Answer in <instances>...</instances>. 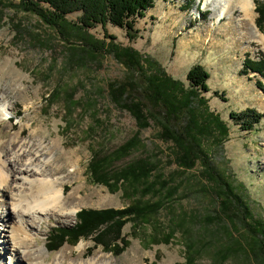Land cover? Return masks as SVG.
<instances>
[{
	"label": "rangeland",
	"instance_id": "374dc122",
	"mask_svg": "<svg viewBox=\"0 0 264 264\" xmlns=\"http://www.w3.org/2000/svg\"><path fill=\"white\" fill-rule=\"evenodd\" d=\"M225 3L155 0L136 20L134 40L110 24L91 29L88 36L100 48L96 51L75 29L68 27L62 35L21 9L19 0H0V88L8 89L6 96L0 94V108L13 106L2 113L0 158L7 159L17 144L29 147L41 142L48 149L41 163L53 161L63 173L74 169L68 177L61 173L55 178L64 202L74 206L76 214L159 199L145 195L140 185L136 190L105 187L88 171L95 152L107 155L138 131L133 118L108 95L107 84L122 80L125 70L101 49L104 31L115 38L114 43L149 57L185 86L187 71L202 65L209 73V91L203 94L206 105L228 130L222 146L213 141L205 147L214 171L201 163L192 169L177 167L157 129L141 130L142 147L115 163V170L135 159L150 158L159 180L173 188L169 203L147 220L128 221L121 229L113 224L98 231L83 228L77 241L70 238L52 252L46 249V241L53 229L77 230L81 222L76 214L42 220L31 233L38 232L37 246L44 248L46 263L90 259L97 264H264V119L253 122L250 130L230 119V113L245 110L264 114V94L256 83L264 85V78L255 72L242 73L245 59L264 60V33L256 26L255 10L264 0H251L249 18L237 9L218 17ZM76 17L71 14L67 21L73 23ZM225 193L228 200L221 196ZM234 199L241 214L226 203L233 204ZM7 202L0 198V208L4 210ZM4 224L19 225L20 220L15 217L14 223ZM10 252L6 250L4 256Z\"/></svg>",
	"mask_w": 264,
	"mask_h": 264
},
{
	"label": "trees",
	"instance_id": "16d2710c",
	"mask_svg": "<svg viewBox=\"0 0 264 264\" xmlns=\"http://www.w3.org/2000/svg\"><path fill=\"white\" fill-rule=\"evenodd\" d=\"M154 1L19 0V5L21 9L35 14L62 35L68 27L75 29L77 33L84 35L83 39L88 47L99 51L100 48H97L92 38L88 36L91 29L97 26L104 28L106 24H110L123 29L126 37L134 40L137 33L134 28L136 20L144 17ZM255 10L258 14L256 26L264 33V5H256ZM71 14H77L73 23L67 21V16ZM103 39L106 42L102 41L101 49L105 48V53L112 55L125 70L122 80L107 84L108 95L117 108L126 111L133 118L138 131L107 155L95 152L88 169L90 177L96 183L109 188L126 186L136 190L140 185L143 186L141 191H144L145 195L155 194L159 199L152 204L138 200L123 209L81 210L76 214L81 222L77 230L53 229L54 234H49L46 241V249L49 252L57 251L70 238L77 241L83 235L79 233L83 228L98 231L104 225L113 224L121 229L128 221L136 223L139 220H147L150 214L165 207V202L169 203L173 196L171 191L173 188L168 189L167 185L159 180V173L155 172L154 162L149 161L150 158L135 159L115 170V163L124 160L131 152L142 147L139 139L141 130L150 126L155 127L158 139L170 146L173 163L185 169H192L201 163L205 169L214 171L205 147L208 146V142L212 144L216 141L222 146L226 141L228 131L226 124L218 114L208 110L207 100L203 97V94L209 91L206 82L209 73L202 65L196 64L187 71L185 86L169 77L161 66L149 57L142 56L131 47H122L114 43L115 38L105 31ZM244 69L242 71L244 75L255 72L264 78V60L254 62L245 59ZM256 83L264 94V85L259 81ZM261 118L264 119V114L259 115L252 110L230 113V119L240 122L247 130H250L253 122L257 123ZM153 179L158 180L153 182ZM228 195L225 193L221 196L227 199ZM234 197L240 200L238 196ZM236 199L233 200L234 205L229 201L226 203L230 208L234 210L236 208L235 212L239 214L237 204L234 203ZM242 206L240 205L241 208Z\"/></svg>",
	"mask_w": 264,
	"mask_h": 264
},
{
	"label": "bare ground",
	"instance_id": "6f19581e",
	"mask_svg": "<svg viewBox=\"0 0 264 264\" xmlns=\"http://www.w3.org/2000/svg\"><path fill=\"white\" fill-rule=\"evenodd\" d=\"M225 1V5L220 8L218 17H227L236 9L245 18L250 17L251 0ZM262 40L264 41V36ZM3 89L0 88V94L6 96L8 89ZM4 109L12 110L13 106L0 108V122L3 119ZM3 146L4 143H1L0 147ZM47 150L41 142L31 143L29 147L26 143H22L15 146L7 159L0 158V198L8 201L4 210L0 208L3 210L0 212V237L3 239L0 241V264H50L45 262L44 248L37 246L38 232L33 234L31 232L37 231L42 220L68 219L70 216H75L77 212L74 206L69 207L64 202L65 194L62 187H59V178H55L63 173L62 170L56 169L53 161L43 160L42 163L40 162L41 156ZM74 166L75 164H73ZM73 171L74 169L67 170L63 174L68 177ZM15 217L20 220L19 225L4 224V222L8 223V220L14 223ZM6 245L9 246V249ZM77 248L80 250V246ZM6 250L11 251L9 257L4 256ZM63 258L66 259V256ZM62 263V261H58L55 264ZM68 264L97 263L89 259L80 262L71 260Z\"/></svg>",
	"mask_w": 264,
	"mask_h": 264
}]
</instances>
